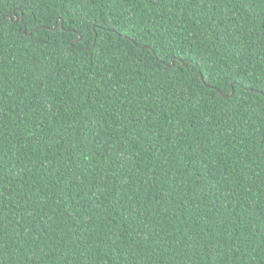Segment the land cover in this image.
Listing matches in <instances>:
<instances>
[{"label":"trees","instance_id":"1","mask_svg":"<svg viewBox=\"0 0 264 264\" xmlns=\"http://www.w3.org/2000/svg\"><path fill=\"white\" fill-rule=\"evenodd\" d=\"M0 264H264V0H0Z\"/></svg>","mask_w":264,"mask_h":264},{"label":"water","instance_id":"2","mask_svg":"<svg viewBox=\"0 0 264 264\" xmlns=\"http://www.w3.org/2000/svg\"><path fill=\"white\" fill-rule=\"evenodd\" d=\"M21 17H22V13H21L20 16H14L13 19H12L11 16H9V19L12 20V21H14V22H17V21H20V18H21ZM60 24L62 25V22H60ZM56 25H57V22H55V24H54V26H53L52 28H55ZM47 28L50 29L49 27H47ZM22 32L25 33V34H29V33H30V32H27L26 29H23ZM173 63H174V62H172L170 65H173ZM166 66H168V65H166ZM216 90L218 91V93H219L220 95L227 96V95H225L224 93H222L218 88H216ZM254 91H255V92H260V93H262V91H259V90H256V89H255ZM233 92H234V91H233V89H232L230 95H232Z\"/></svg>","mask_w":264,"mask_h":264}]
</instances>
